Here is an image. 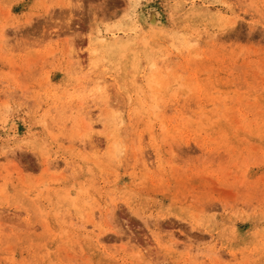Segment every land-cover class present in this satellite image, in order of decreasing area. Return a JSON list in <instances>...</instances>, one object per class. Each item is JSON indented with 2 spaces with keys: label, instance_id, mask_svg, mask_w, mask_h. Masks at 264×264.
<instances>
[{
  "label": "rangeland",
  "instance_id": "1",
  "mask_svg": "<svg viewBox=\"0 0 264 264\" xmlns=\"http://www.w3.org/2000/svg\"><path fill=\"white\" fill-rule=\"evenodd\" d=\"M0 264H264V0H0Z\"/></svg>",
  "mask_w": 264,
  "mask_h": 264
},
{
  "label": "bare ground",
  "instance_id": "2",
  "mask_svg": "<svg viewBox=\"0 0 264 264\" xmlns=\"http://www.w3.org/2000/svg\"><path fill=\"white\" fill-rule=\"evenodd\" d=\"M131 2H133V0H130ZM134 4V3H133ZM152 13H155V12H152ZM152 15V14H151ZM156 15V14H155ZM138 23H144L145 24V21L142 19V18H139V20H138V22L136 21V22H134V24H133V28L131 29V31H133V30H137V28H138V26H140V25H137ZM154 25H156V22H155V18H153L152 19V22H151V26H154ZM255 27V26H254ZM156 29V28H155ZM107 36V35H106ZM104 37H105V35H104ZM105 41V40H104ZM104 57V56H103ZM17 132V131H16ZM16 134V133H15ZM10 135H12L11 133H10ZM14 135V134H13ZM12 135V136H13ZM124 244V243H123ZM126 246V245H125ZM125 246H123V247H125Z\"/></svg>",
  "mask_w": 264,
  "mask_h": 264
}]
</instances>
